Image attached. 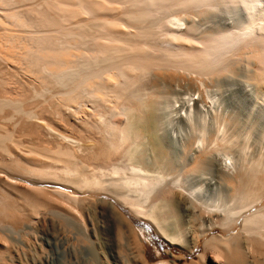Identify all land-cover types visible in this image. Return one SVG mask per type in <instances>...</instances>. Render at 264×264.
<instances>
[{
	"label": "bare ground",
	"instance_id": "1",
	"mask_svg": "<svg viewBox=\"0 0 264 264\" xmlns=\"http://www.w3.org/2000/svg\"><path fill=\"white\" fill-rule=\"evenodd\" d=\"M0 264H264V0H0Z\"/></svg>",
	"mask_w": 264,
	"mask_h": 264
},
{
	"label": "rangeland",
	"instance_id": "2",
	"mask_svg": "<svg viewBox=\"0 0 264 264\" xmlns=\"http://www.w3.org/2000/svg\"><path fill=\"white\" fill-rule=\"evenodd\" d=\"M147 225L148 227L143 226L141 229L144 232V237L148 244V254L152 260H155L158 254L165 253L166 249L169 247L168 244L155 233L154 228L149 223H147Z\"/></svg>",
	"mask_w": 264,
	"mask_h": 264
}]
</instances>
